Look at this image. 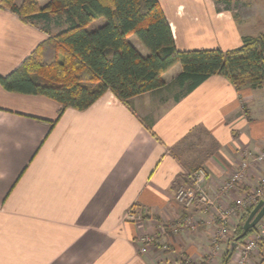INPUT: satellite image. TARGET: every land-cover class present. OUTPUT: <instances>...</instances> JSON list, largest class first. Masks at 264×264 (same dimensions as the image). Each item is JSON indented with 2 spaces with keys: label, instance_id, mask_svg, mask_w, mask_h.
<instances>
[{
  "label": "crops",
  "instance_id": "1",
  "mask_svg": "<svg viewBox=\"0 0 264 264\" xmlns=\"http://www.w3.org/2000/svg\"><path fill=\"white\" fill-rule=\"evenodd\" d=\"M159 3L180 50H229L244 36L264 33V22L253 29L228 0L224 6L217 0ZM43 28L0 9V76L58 30ZM133 37L129 42L147 55ZM180 72L173 64L162 74L164 86L131 98L133 112L106 92L86 109L67 108L58 117L56 101L0 86V264L222 263L230 239L211 244L219 225L214 214L199 202L183 208L174 193L190 185L197 168L205 170L203 187L221 209L255 185L264 159L249 165L237 187L220 192L243 152L264 146V83L235 89L212 75L182 95L173 83ZM131 208L142 218L126 219ZM248 210L232 217L231 230ZM263 227L264 216L252 233ZM153 233L156 242L141 254V237ZM164 243L169 250H162ZM247 264H264L263 245Z\"/></svg>",
  "mask_w": 264,
  "mask_h": 264
},
{
  "label": "trees",
  "instance_id": "2",
  "mask_svg": "<svg viewBox=\"0 0 264 264\" xmlns=\"http://www.w3.org/2000/svg\"><path fill=\"white\" fill-rule=\"evenodd\" d=\"M0 9L25 24L39 21L47 28L52 21L59 28L17 68L0 76V86L7 92L43 95L56 101L58 117L67 108L86 109L106 92L133 112L131 98L164 86L162 74L175 63L180 64L181 72L173 83L182 95L212 75L224 77L235 89L259 88L264 83V33L244 36L239 47L229 50H180L159 0H47L42 5L37 0L19 4L0 0ZM99 17L105 23L88 31L86 26ZM131 35L147 55L129 42ZM244 220L231 230L230 242L237 240L231 253L226 249L221 264H229L238 243L252 232L254 227L242 235Z\"/></svg>",
  "mask_w": 264,
  "mask_h": 264
},
{
  "label": "built area",
  "instance_id": "3",
  "mask_svg": "<svg viewBox=\"0 0 264 264\" xmlns=\"http://www.w3.org/2000/svg\"><path fill=\"white\" fill-rule=\"evenodd\" d=\"M243 159L238 163L237 167L229 175V177L222 183L220 192L222 194L228 193L240 184L246 174V170L251 163H257L264 159V146L260 151L255 154H251L248 151L243 152ZM207 174L203 168H197L191 174V183L189 186H179L175 193L174 199L177 204L183 208H189L193 206L195 200L201 204L203 211H210L214 214L219 225L215 230L211 238V244L215 245L221 240L231 238V220L238 212L252 209L259 200H264V174L260 175L255 185L247 192H244L239 197L233 200L231 206L226 208H219L216 206V202L210 198L208 193L203 187ZM216 206V207H215ZM125 218L130 221H135L142 218L141 211L133 208L125 212ZM180 230L179 225L170 226L172 233H177ZM156 233L147 234L142 236L140 239L141 246L139 252L141 254L147 253L148 249L156 242ZM264 243V231L254 233L250 238L242 243L241 251L243 255L237 259V264H247L249 261L247 257L252 253L255 248L258 247L259 243ZM163 251L169 250L170 246L167 243L161 245ZM191 259L189 258H174L167 264H190ZM199 264V263H197Z\"/></svg>",
  "mask_w": 264,
  "mask_h": 264
},
{
  "label": "rangeland",
  "instance_id": "4",
  "mask_svg": "<svg viewBox=\"0 0 264 264\" xmlns=\"http://www.w3.org/2000/svg\"><path fill=\"white\" fill-rule=\"evenodd\" d=\"M40 2H43V0H40ZM228 2L230 3V6L233 7V9H235V15L239 16V17H245L247 18V25L251 26L252 28L254 26H259V24H262V22H264V0H228ZM217 3L219 4V6H224L227 3V0H217ZM51 23V28L53 27L56 28L57 26H54L53 22L50 21L49 24ZM105 23V19L103 17H99L95 20H93L92 22H90L87 26L86 29L88 31H92L96 28H98L99 26L103 25ZM59 29V28H57ZM254 29V28H253ZM135 38V37H133ZM255 229V228H253ZM262 230L264 231V227L262 228ZM262 230H258L262 231ZM252 233V232H251ZM249 234L244 241H246L248 238H250L252 234ZM243 241V242H244ZM242 246V244H241ZM257 248H255L256 250ZM254 250V251H255ZM254 251L252 253L249 254V258L248 260L251 259L252 254L254 253ZM243 255L242 251L240 250V253L236 255L235 258V262L234 264H237V259L239 260V258Z\"/></svg>",
  "mask_w": 264,
  "mask_h": 264
},
{
  "label": "water",
  "instance_id": "5",
  "mask_svg": "<svg viewBox=\"0 0 264 264\" xmlns=\"http://www.w3.org/2000/svg\"><path fill=\"white\" fill-rule=\"evenodd\" d=\"M264 216V200H259L255 206L249 211L247 217L242 224V235H244L249 229L255 227L261 218ZM237 238L230 242L228 251L231 253Z\"/></svg>",
  "mask_w": 264,
  "mask_h": 264
}]
</instances>
